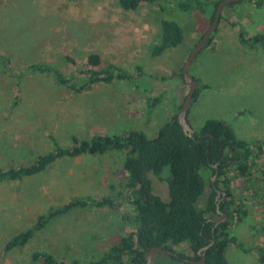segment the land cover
Here are the masks:
<instances>
[{"label":"rangeland","instance_id":"rangeland-1","mask_svg":"<svg viewBox=\"0 0 264 264\" xmlns=\"http://www.w3.org/2000/svg\"><path fill=\"white\" fill-rule=\"evenodd\" d=\"M169 1L142 2L137 10L124 11L117 0H0V54L9 58L13 68L39 62L63 66L66 54L83 64L89 53H96L104 63L131 73L141 66L143 72L140 78L97 84L79 95L43 75L25 78L17 92L15 81L0 74V168L26 165L51 151L50 134L62 147L71 145V136L89 140L131 129L152 138L162 124L178 115L189 90L179 72L210 24L192 12L161 14L159 5ZM254 3L226 5L211 43L190 65L189 74L199 89L187 113L193 132L200 131L208 119H217L243 140L264 142V49L248 48L238 37L240 29L246 37L264 33V4L258 8ZM164 15L183 28L184 42L152 57L150 50L159 40V20ZM146 98L151 99V109L146 108ZM122 164L119 153L87 155L57 161L21 181L0 183V264H34L30 256L36 251L68 263L99 259L133 231L121 220L128 207L118 211L75 208L51 219L23 247L6 252L4 246L52 207L76 197L114 195L127 176ZM167 173L166 167L159 176L148 174L152 192L163 201H168ZM233 188L249 214L231 233L245 248L264 247V208L239 180ZM183 247L172 248L181 252ZM226 257L230 264H260L255 253L233 245ZM151 264L183 263L157 254Z\"/></svg>","mask_w":264,"mask_h":264},{"label":"trees","instance_id":"trees-1","mask_svg":"<svg viewBox=\"0 0 264 264\" xmlns=\"http://www.w3.org/2000/svg\"><path fill=\"white\" fill-rule=\"evenodd\" d=\"M221 1L170 0L165 6L159 5V12H192L203 16L211 25ZM247 1H254L258 8L264 4V0ZM142 2L156 3V0H117L124 11H135ZM165 15L159 20L160 35L150 50L152 57L184 42L183 28ZM238 37L248 48L258 46L264 49V33L246 37L240 29ZM211 41L212 35L206 46ZM63 63V66H58L39 62L15 69L9 58L0 54V74L15 81L17 92L25 78L43 75L52 78L57 86L69 88L74 95L89 92L97 84L128 81L143 74L141 66H136L131 73L119 65L104 63L96 53H89L83 64L66 54ZM179 76L182 78L181 71ZM150 100L146 98L148 109L152 108ZM48 137L54 144L51 151L37 155L26 165L0 168V183L35 176L57 161L114 153L123 156L122 167L127 176L122 189L112 196L76 197L50 208L46 214L37 217L33 227L8 240L4 246L6 252L23 247L51 219L72 209L89 207L118 211L128 207L129 211L124 212L121 220L132 226L133 231L122 236L117 244H112L99 259L87 264H144L145 253L155 247L176 254L170 257L183 264H190L185 260L198 261L199 254H204V264H230L226 251L231 245L244 252L255 253L257 261L264 264L263 246L245 248L231 233V228L242 223L249 214L244 199L236 197L235 180H239L252 200L264 208V142L243 140L230 125L217 119H208L200 131L188 135L177 122V115L162 124L152 138L142 130L131 129L111 136L96 135L89 140L71 136V145L62 147L55 142L53 135ZM166 167L168 201H163L152 192L148 174L159 176ZM214 175L213 187L211 177ZM111 188L116 190L114 186ZM214 188L225 196L217 200ZM218 210L227 216V220L215 226L223 219ZM212 240L214 242L207 247ZM182 245L184 250L181 252L172 248ZM30 260L34 264H80L77 261L68 263L38 251L31 254Z\"/></svg>","mask_w":264,"mask_h":264},{"label":"water","instance_id":"water-1","mask_svg":"<svg viewBox=\"0 0 264 264\" xmlns=\"http://www.w3.org/2000/svg\"><path fill=\"white\" fill-rule=\"evenodd\" d=\"M240 1H243V0H222L217 5L215 15H214V20H213L212 24L205 31L201 40L193 47V49L189 53L188 57L186 58V61L183 65V67L181 68L182 78H183L185 84L189 86V90L187 92V95H186L181 107H180L179 113L177 115V122L182 127V130L185 134L191 135L193 133V130L191 129L190 125L187 122V112H188V109H189V107L193 101V95L197 91V88H198V82L195 79H193L192 76L189 74L190 65L192 64L195 57L207 45V43L209 41V37L211 36V34L214 32V30L216 29V27L218 25V22H219L223 8L228 4H232V3H236V2H240ZM215 177H216V175H214L211 178V184L213 187H214ZM214 189H215V192L217 195V200L219 199L220 196H223V197L225 196V194L223 192H221L219 189H217V188H214ZM218 213L222 215L223 219L220 221H217L215 223V226L218 225L219 223L225 222L227 220V216L225 214L221 213L220 210H218ZM213 242L214 241L212 240L211 243L207 247H209ZM207 247H205L204 249H206ZM157 254L176 256V254L172 253L169 250H164L162 248L155 247V248H151L150 250H148V252L145 253V256H144L145 263L144 264H151L154 256ZM185 262L190 263V264H204L205 263V256L202 255V260L200 262L194 261V260H185Z\"/></svg>","mask_w":264,"mask_h":264},{"label":"flooded vegetation","instance_id":"flooded-vegetation-1","mask_svg":"<svg viewBox=\"0 0 264 264\" xmlns=\"http://www.w3.org/2000/svg\"><path fill=\"white\" fill-rule=\"evenodd\" d=\"M202 255H204V254H199V260H198V262H200L201 260H202Z\"/></svg>","mask_w":264,"mask_h":264}]
</instances>
